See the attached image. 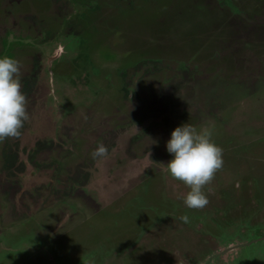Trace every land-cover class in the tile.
I'll list each match as a JSON object with an SVG mask.
<instances>
[{
  "label": "rangeland",
  "instance_id": "obj_1",
  "mask_svg": "<svg viewBox=\"0 0 264 264\" xmlns=\"http://www.w3.org/2000/svg\"><path fill=\"white\" fill-rule=\"evenodd\" d=\"M0 56V264H264V0H0ZM186 122L222 149L199 209L165 166Z\"/></svg>",
  "mask_w": 264,
  "mask_h": 264
},
{
  "label": "clouds",
  "instance_id": "obj_2",
  "mask_svg": "<svg viewBox=\"0 0 264 264\" xmlns=\"http://www.w3.org/2000/svg\"><path fill=\"white\" fill-rule=\"evenodd\" d=\"M25 95L20 91L19 62L10 56H0V139L20 135V129L27 119ZM170 159L165 163L168 175L182 182L187 191L183 203L188 208L199 209L207 204L203 191L222 166V149L212 139L210 126L199 130L191 124L182 123L171 129L165 141ZM108 149L98 143L90 155L95 159L104 157ZM177 219L187 223V215Z\"/></svg>",
  "mask_w": 264,
  "mask_h": 264
}]
</instances>
